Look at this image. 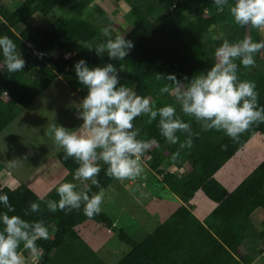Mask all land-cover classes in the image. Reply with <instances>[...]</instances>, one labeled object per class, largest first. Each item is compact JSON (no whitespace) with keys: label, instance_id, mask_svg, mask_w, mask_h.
I'll list each match as a JSON object with an SVG mask.
<instances>
[{"label":"trees","instance_id":"trees-1","mask_svg":"<svg viewBox=\"0 0 264 264\" xmlns=\"http://www.w3.org/2000/svg\"><path fill=\"white\" fill-rule=\"evenodd\" d=\"M93 1L23 0L15 8L0 4V35L8 36L25 60L23 70L18 72L10 73L0 64V134L16 118L17 110L30 106L54 80L60 79L80 99L86 94V89L76 81L73 62L84 58L93 65L107 60L106 53L97 57L94 50H81L86 44L94 48L103 39L100 29L83 16ZM110 1H124L132 18V28L124 37L133 42V48L123 60L113 61L121 82L133 87L139 95L148 96L156 107L175 105L177 115L190 123L194 133L192 147L178 151V144L167 143L159 134L156 121L147 123L145 115L133 121L138 138L156 141L141 158H148L149 168L158 182L176 195L180 204L140 242L117 229L113 220L101 211L92 216L85 215L82 207L49 212L38 198L58 200L55 188L62 182H72L78 190L99 191L90 181H86L84 188L79 187L72 175L78 165L71 158L65 159L61 148L56 159L67 174L44 197L24 183L6 185L0 178V192L8 195L14 208L9 215L46 223L49 238L36 241L40 249L36 264H106L75 231L86 221L116 233L120 241L130 246V251L117 264H252L249 246L254 248L257 243L260 246L264 243V215L258 231L252 219L258 209L264 213V158L260 156L264 122H254L235 140L222 131H203L192 118L180 112L175 95L159 93L163 84L171 88L172 82L157 81L154 74L190 77L215 62L214 50L224 39L235 42L248 35L252 41H258L260 30L237 25L228 5L218 9L212 0ZM64 7L69 9L70 17L53 14ZM160 7L163 11L155 22L152 17ZM35 14L40 19L33 25L30 19ZM190 14L196 17L191 19ZM216 25H224L229 34L206 48L203 37ZM34 53L43 55L38 57ZM65 54L71 55L65 59ZM254 60V66L248 68L239 66L237 60V73L240 79L255 82L258 105L264 106V49L254 54ZM177 136L181 141L184 139L179 132ZM232 160H236L232 167L222 171ZM181 161L189 163L182 176L162 169L165 164L177 165ZM98 163L101 170L96 179L104 191L114 178L104 174L103 162ZM197 192L216 204L202 221L186 206ZM31 201L40 203V211L24 217V209ZM25 251L19 249L20 253Z\"/></svg>","mask_w":264,"mask_h":264},{"label":"clouds","instance_id":"clouds-1","mask_svg":"<svg viewBox=\"0 0 264 264\" xmlns=\"http://www.w3.org/2000/svg\"><path fill=\"white\" fill-rule=\"evenodd\" d=\"M212 3L218 9L228 5L237 25L264 29V0H232L231 3L212 0ZM100 31L102 41L89 50H94L97 57H104L102 54L106 53L107 60L89 65L81 58L72 64L76 81L86 89L77 104L79 125L71 129L58 123L51 126L52 136L63 149L65 159L71 158L78 165L73 179L90 181L99 191L78 190L76 184L62 182L55 188L58 200L38 198L49 212L82 207L87 216L99 214L103 189L96 179L101 170L98 162L106 165L104 174L115 179H132L142 174L141 154L156 141L138 138L133 121L141 115L147 117L149 124L156 121L159 134L167 143L178 144V151L192 147L191 125L177 115L175 105L156 107L148 96L139 95L133 87L121 82L122 77L113 61L123 60L133 48V42L123 35H113L111 25ZM261 49H264V39L252 41L248 35L235 42L224 39L215 48V62L210 67L190 77L154 74L157 81L172 82L171 88L165 83L158 91L169 95L174 92L180 112L198 123L201 130L222 131L235 140L254 122H264V106L258 105L255 82L240 79L236 63L238 60L239 66L244 68L254 66V54ZM70 55L65 54V59ZM0 64L10 73L23 70L25 65L22 53L6 35H0ZM178 132L184 135L182 141ZM0 208L6 209L0 210V264H24L19 249L33 255L40 252L36 241L49 238L48 227L43 220L9 215L14 208L4 192H0ZM39 211L40 203L31 201L23 215L27 217Z\"/></svg>","mask_w":264,"mask_h":264},{"label":"rangeland","instance_id":"rangeland-1","mask_svg":"<svg viewBox=\"0 0 264 264\" xmlns=\"http://www.w3.org/2000/svg\"><path fill=\"white\" fill-rule=\"evenodd\" d=\"M22 2L23 0H0V4H6L10 8H15ZM129 9L124 1L113 3L110 0H94L83 16L99 29L111 25L113 35L124 36L132 28ZM162 11V7L158 8L157 14L152 17L153 21H159ZM54 13L71 16L69 9L65 7L55 10ZM195 17L196 14L189 15L191 19ZM39 19L35 14L30 22L35 25ZM260 33V40L264 39V29H260ZM228 34L229 31L224 25H216L204 35V46L209 48L216 39ZM82 49L89 50L91 46L86 44ZM171 95L174 96L175 93ZM79 100L75 93L57 79L30 106L17 110L16 118L0 134V162L3 165L0 177L6 185L24 183L32 190L35 189L38 196L44 197L65 178L67 172L56 159L61 147L52 136L51 126L58 123L69 129L77 127L80 123L76 119ZM239 155L240 153L237 157ZM260 156L264 158V144H261ZM235 161L227 163L222 171L232 167ZM141 163L143 172L140 176L132 179L114 178L113 183L103 191L100 205L101 212L113 220L114 226L137 242L151 234L180 204L178 197L158 182L157 176L149 168L148 158L143 157ZM188 166V161H181L177 165L165 164L162 169L182 176ZM76 180L79 187H85V180ZM202 200L205 205L209 204L203 196L196 195L187 205L191 208L190 205L194 207L202 204ZM192 210L194 211L193 208ZM198 211L202 217L210 209L199 207ZM255 214L263 217L264 213L258 209L252 215L255 231H258L263 218L260 219ZM257 219H260L259 223ZM75 231L106 264H117L130 251V246L120 241L116 233L107 231L94 222L86 221L77 226ZM261 243V246L257 243L254 248L249 246L252 264H264V254L261 255L264 252V243ZM39 256L40 253L34 255L37 262Z\"/></svg>","mask_w":264,"mask_h":264},{"label":"crops","instance_id":"crops-1","mask_svg":"<svg viewBox=\"0 0 264 264\" xmlns=\"http://www.w3.org/2000/svg\"><path fill=\"white\" fill-rule=\"evenodd\" d=\"M262 144H264V143H262ZM67 172V171H66ZM0 174H1V172H0ZM1 178V177H0ZM2 180V179H1ZM62 181V180H61ZM33 188V187H32ZM34 189V188H33ZM35 190V189H34ZM33 190V191H34ZM197 193H200L199 195H201L202 196V194H201V192H197ZM197 193H196V195H197ZM195 195V196H196ZM195 198V197H194ZM204 199L205 200H207L208 202H209V204H206L205 205V203H203V200H202V204H197V205H195L194 207L192 206V205H190L191 206V208H189L190 210H191V212L199 219V220H204V218L215 208V206H216V204L214 203V202H212V201H210V200H208L206 197H204ZM187 207H188V205H186ZM199 207H203V208H207V209H210V211L209 212H207V214L205 215H203L202 217H200L199 216V211H198V209H199ZM192 208L194 209V211L192 210ZM257 212V211H256ZM254 215V214H253ZM258 216V218H263L262 217V215L261 214H255V216ZM259 219V220H260ZM258 220V219H257ZM259 220H258V223H259ZM38 253H40V252H38ZM21 256H22V259H23V261H24V264H32V262H34V264H36V262H37V260L34 258V255L33 254H30V253H28L27 251H25V252H23L22 254H21Z\"/></svg>","mask_w":264,"mask_h":264}]
</instances>
